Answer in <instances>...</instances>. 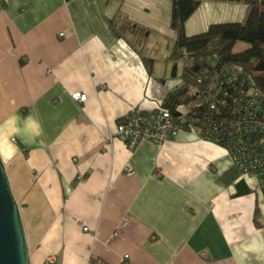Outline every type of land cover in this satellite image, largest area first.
<instances>
[{
	"label": "crops",
	"instance_id": "0c3cea01",
	"mask_svg": "<svg viewBox=\"0 0 264 264\" xmlns=\"http://www.w3.org/2000/svg\"><path fill=\"white\" fill-rule=\"evenodd\" d=\"M172 4L0 0V123L31 113L43 128L17 138L20 151L4 160L32 264L51 253L56 264H120L124 255L127 264H237L234 248L264 239L260 183L222 145L195 128L161 148L146 140L130 150L114 136L128 110L160 107L183 83L159 54L177 35ZM120 9L151 30L142 53L113 31ZM247 10L204 0L186 33L241 22ZM77 91L88 100L75 101ZM246 264L264 257L249 254Z\"/></svg>",
	"mask_w": 264,
	"mask_h": 264
},
{
	"label": "trees",
	"instance_id": "16d2710c",
	"mask_svg": "<svg viewBox=\"0 0 264 264\" xmlns=\"http://www.w3.org/2000/svg\"><path fill=\"white\" fill-rule=\"evenodd\" d=\"M203 1L172 0L171 25L177 35L169 57L174 63L183 59L185 69L182 85L171 90L162 104L174 113L178 112L179 106L188 105V121L194 124L202 137L217 141V137L212 136L214 132L206 134L203 124L207 120L217 121L228 113L212 112L200 91L209 83L219 81L229 65L236 64L243 67V76H248L254 82L251 88L249 82L244 81L245 93L255 90L259 93L258 99H264V0H228L242 2L248 7L243 21L215 23L204 33L189 36L185 30L186 20ZM117 12L109 19L113 31L117 36L127 38L142 53L143 44L151 30L132 20L121 9ZM239 42L246 43L248 47L236 52L235 47ZM150 65L151 62L148 63L149 69ZM228 89L229 95L241 97V89L236 91L230 86ZM260 107L258 112L262 113L264 100ZM216 134H220V131ZM217 143L224 145L223 140Z\"/></svg>",
	"mask_w": 264,
	"mask_h": 264
},
{
	"label": "built area",
	"instance_id": "2783aa9c",
	"mask_svg": "<svg viewBox=\"0 0 264 264\" xmlns=\"http://www.w3.org/2000/svg\"><path fill=\"white\" fill-rule=\"evenodd\" d=\"M244 81H248L249 87H253V80L243 76V67L231 64L219 81L209 83L200 91L212 112L228 113L217 121H205L203 126L207 135L214 132L212 136L223 140V147L227 149L235 166L243 175H252L258 179L260 191L264 195V111L262 109V113L258 112L264 99H258L259 93L255 90L245 93ZM229 86L236 91L241 89V97L229 95ZM250 95L253 97H249ZM71 96L80 103L88 100V95L80 91L72 93ZM177 110V113L171 112L163 104L148 110L139 106L133 107L117 123L114 136L127 144L130 150L146 140L153 141L161 148L166 142L177 138L184 129L195 127L188 121L187 114L190 111L188 105L179 106ZM219 131L220 134H216ZM206 139L216 143L218 141L209 137ZM125 170L126 174H135L130 164H127ZM154 175L160 176L157 172ZM128 259L129 256L124 255L120 264H127ZM46 261L48 264L57 263L56 256L52 253L47 256ZM89 264L95 263L91 261Z\"/></svg>",
	"mask_w": 264,
	"mask_h": 264
},
{
	"label": "water",
	"instance_id": "95a60500",
	"mask_svg": "<svg viewBox=\"0 0 264 264\" xmlns=\"http://www.w3.org/2000/svg\"><path fill=\"white\" fill-rule=\"evenodd\" d=\"M21 208L0 159V264H32Z\"/></svg>",
	"mask_w": 264,
	"mask_h": 264
},
{
	"label": "clouds",
	"instance_id": "9594fccd",
	"mask_svg": "<svg viewBox=\"0 0 264 264\" xmlns=\"http://www.w3.org/2000/svg\"><path fill=\"white\" fill-rule=\"evenodd\" d=\"M43 133L40 122L30 113L26 117L10 115L0 123V159L11 160L20 151L16 140L26 137H39ZM234 256H238L237 264H246L249 254L258 259L264 257V239H251L241 247L233 249Z\"/></svg>",
	"mask_w": 264,
	"mask_h": 264
},
{
	"label": "rangeland",
	"instance_id": "374dc122",
	"mask_svg": "<svg viewBox=\"0 0 264 264\" xmlns=\"http://www.w3.org/2000/svg\"><path fill=\"white\" fill-rule=\"evenodd\" d=\"M162 45L163 46L159 47V54L162 57L163 64H165L166 62L168 63L169 68H170L169 69V71H170L169 75H170L171 74V71H172L171 70L172 69L171 67L173 66V63H172L173 60H171V58L169 57V55H170V53H171V51L173 49V41L171 39H169L167 41V44L166 45H164V43ZM246 47H248L246 43L239 42V44L235 47V51L236 52H239L240 50H243ZM175 64H176V68L178 70L176 76H177L178 80H181L182 81L184 79L183 78V72H184V69H185L184 68L185 61L183 59H181V60H179Z\"/></svg>",
	"mask_w": 264,
	"mask_h": 264
}]
</instances>
